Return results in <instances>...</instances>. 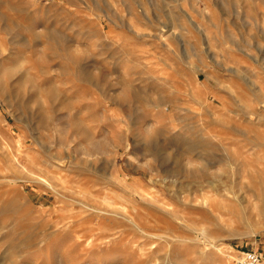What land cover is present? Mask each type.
I'll use <instances>...</instances> for the list:
<instances>
[{
	"label": "rangeland",
	"instance_id": "rangeland-1",
	"mask_svg": "<svg viewBox=\"0 0 264 264\" xmlns=\"http://www.w3.org/2000/svg\"><path fill=\"white\" fill-rule=\"evenodd\" d=\"M111 206L133 223L97 222ZM251 251L264 253V0H0V264Z\"/></svg>",
	"mask_w": 264,
	"mask_h": 264
},
{
	"label": "bare ground",
	"instance_id": "bare-ground-1",
	"mask_svg": "<svg viewBox=\"0 0 264 264\" xmlns=\"http://www.w3.org/2000/svg\"><path fill=\"white\" fill-rule=\"evenodd\" d=\"M61 160H64V158H62ZM92 193V192H91ZM105 203H106V201H105ZM109 203H107V205H108ZM104 208H105V206H104ZM84 209V208H83ZM82 209V210H83ZM105 209H107V207L105 208ZM105 209H96L95 208V213H96V217H97V222H99V221H103V220H105L106 219V217L107 216H109V215H113V216H116V217H120V218H123V219H126V220H129L130 222H132L133 223V220L129 217V216H127L128 214H126L125 212V210L121 207H115V208H112V206L111 207H108V209H111L110 211H111V213L110 212H108L109 210H105ZM122 213L123 214H125V216L124 215H122ZM102 223V222H101ZM86 225V224H85ZM80 226V230L79 231H81V232H79V233H82V235L84 234V232H85V234L86 233H88V232H92V233H95L96 231H98V230H100V229H86V228H84L83 226H82V224H79L78 225V227ZM75 227H77V226H75ZM82 227V228H81ZM73 229V228H72ZM75 229V228H74ZM77 233H78V229L77 230H75ZM91 240V239H90ZM187 240L186 239H181V238H178L177 240H175V241H173V242H186ZM89 247V246H88ZM217 260V262L219 263V264H226V263H228L230 260H231V257H226V258H221V259H216ZM213 264H215V263H213Z\"/></svg>",
	"mask_w": 264,
	"mask_h": 264
},
{
	"label": "built area",
	"instance_id": "built-area-1",
	"mask_svg": "<svg viewBox=\"0 0 264 264\" xmlns=\"http://www.w3.org/2000/svg\"><path fill=\"white\" fill-rule=\"evenodd\" d=\"M234 264H264V253L245 252Z\"/></svg>",
	"mask_w": 264,
	"mask_h": 264
}]
</instances>
